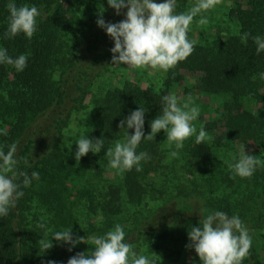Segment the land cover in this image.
Instances as JSON below:
<instances>
[{
  "label": "trees",
  "instance_id": "trees-1",
  "mask_svg": "<svg viewBox=\"0 0 264 264\" xmlns=\"http://www.w3.org/2000/svg\"><path fill=\"white\" fill-rule=\"evenodd\" d=\"M15 2L45 13L37 18L31 39L23 33L6 39L9 0H0V48L13 58L28 55L22 72L0 64V150L6 154L18 142L17 169L29 176L38 172L40 178L22 186L24 195L8 215L0 216V264H67L94 248L92 236H103L116 224L137 257L151 264H201L195 252L182 258V247L190 243V227L215 211L239 216L252 241L241 264H260L264 164L248 178L229 165L240 159L243 147L264 161V51L257 54L252 39H264V0H230L226 17L235 30L228 28L225 36L200 41L189 29L187 38L195 41L191 55L165 72L158 87L126 78L119 85L99 82L95 88L94 79L103 75L96 67L106 71L103 63L111 64L114 47L97 25L98 12L104 10L106 23H119L127 9L116 15L102 0ZM186 4L177 0L175 13L187 12ZM245 32L251 35L242 41ZM179 89L200 110V127L183 148L170 146L161 130L136 149L150 156L140 162L141 171L111 168L107 149L126 143L127 133H134L127 124V133L120 129L121 120L146 107L147 136L150 122L162 114L163 97ZM201 128L207 136L197 145ZM82 136L103 138L104 145L100 153L89 152L77 162L76 143ZM22 179L16 182L22 185ZM66 229L86 238L85 243L69 251L70 245L52 240L51 249L41 250L38 241L45 234L51 239Z\"/></svg>",
  "mask_w": 264,
  "mask_h": 264
},
{
  "label": "clouds",
  "instance_id": "clouds-1",
  "mask_svg": "<svg viewBox=\"0 0 264 264\" xmlns=\"http://www.w3.org/2000/svg\"><path fill=\"white\" fill-rule=\"evenodd\" d=\"M220 2L221 0H196L187 12L177 14V0H165L163 3H156L154 0H108L109 7L115 10L116 15L127 9L126 18L119 23H106L103 19L104 10L98 12V27L104 29L114 41L111 65H126L133 69L150 67L165 72L174 68L178 62L190 56L194 49L195 41L187 38L194 18L213 9ZM7 9L10 15L5 38L11 39L23 33L31 39L37 30V18L41 16V11L36 6L27 4L17 6L15 0H9ZM197 23L204 26L209 21L206 16H201ZM250 35L248 32L243 33L241 40L247 41ZM252 39L257 45V54L264 51V39L259 36ZM27 59V54L13 58L8 55L7 49L0 48V64L13 66L17 72L24 71ZM163 104L162 114L150 122L151 133L147 136L143 130L145 114L148 111L146 107H138L130 116L121 120L118 127L127 133L124 128L127 124V129H134V133H127L126 143L116 142L114 148L107 149L105 156L109 159L111 168L124 171L136 166V170L141 171L140 162L150 159V156L146 152L137 154L136 149L142 139L152 140L161 130L167 133L170 146L175 143L176 149L183 148V142L196 132L192 122L199 116V107L193 105L190 95L182 104L178 103L175 95L164 96ZM206 136L205 130L201 128L196 136L197 145ZM17 143H13L6 154L0 150V216L8 215L9 208L14 207L15 202L24 195L20 190L22 186L27 187L33 179L40 178L38 172L34 171L29 176L27 172L17 169L18 160L14 158ZM76 144L78 147L74 158L79 162L89 152L100 153L104 139L93 140L82 136ZM242 152L240 159L229 167L238 176L248 178L264 161L257 156L247 155L245 147ZM170 155L176 157L178 152L173 151ZM20 178H23L22 185L16 182ZM188 238L190 243L186 247L194 249L201 264H241L249 254L252 244L248 230L239 216L229 217L222 211L210 212L206 218L199 220V226L190 227ZM85 239L74 237L72 229H66L55 232L51 239L45 234V238L40 239L38 244L42 251L47 252L53 247L52 240H55L70 245L68 250L71 251L78 244L85 243ZM124 240L125 232L121 225L116 224L114 230L105 235L92 236L94 248L90 252L77 253L70 257L67 264H129L130 256L131 264H151L147 257H137L132 245ZM48 264L55 262L49 261Z\"/></svg>",
  "mask_w": 264,
  "mask_h": 264
},
{
  "label": "rangeland",
  "instance_id": "rangeland-1",
  "mask_svg": "<svg viewBox=\"0 0 264 264\" xmlns=\"http://www.w3.org/2000/svg\"><path fill=\"white\" fill-rule=\"evenodd\" d=\"M105 4H108V0H102ZM196 3V0H187L188 10ZM230 6V0H221L219 4H217L213 9L199 14L197 17L194 18L192 24L190 25L189 29L192 32L193 36L197 40H204L211 38L212 36H225L229 33V29L234 31L235 25L232 21L226 17V13ZM45 12H41V15H44ZM201 16H206L209 23L204 26L198 25L197 21L201 18ZM107 63H103V66H108L106 71L104 72L103 68L100 67L98 64L96 70L102 72V78L94 79L93 81V88L99 83L103 82L105 85L115 86L119 85L122 80L129 78L138 82L142 86L153 85L158 87L164 77L165 71L159 69H152L150 67L146 68H139L133 69L126 65L120 66H112L106 65ZM99 77V76H98ZM189 81L192 83L194 79L191 78ZM181 90H177L175 96L178 99V103L182 104L186 99L181 97L180 95ZM214 106V105H213ZM75 123V121H74ZM193 126L196 128L200 127V121L195 120L192 122ZM189 243H187L184 247H182L181 257L189 258L194 254V249H189L186 247ZM171 259V258H169ZM175 264H178L175 263ZM260 264H264V254L261 253V260Z\"/></svg>",
  "mask_w": 264,
  "mask_h": 264
}]
</instances>
